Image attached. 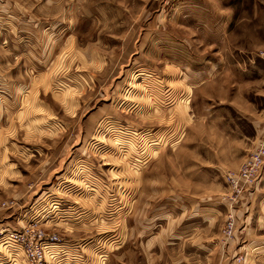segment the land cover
Segmentation results:
<instances>
[{"label":"rangeland","instance_id":"rangeland-1","mask_svg":"<svg viewBox=\"0 0 264 264\" xmlns=\"http://www.w3.org/2000/svg\"><path fill=\"white\" fill-rule=\"evenodd\" d=\"M262 52L264 0H0V264L30 225L42 264H264L226 181Z\"/></svg>","mask_w":264,"mask_h":264},{"label":"crops","instance_id":"crops-1","mask_svg":"<svg viewBox=\"0 0 264 264\" xmlns=\"http://www.w3.org/2000/svg\"><path fill=\"white\" fill-rule=\"evenodd\" d=\"M237 98L238 101L233 106L237 115L232 127L234 140L248 146L250 154L257 141L264 136V109L261 110L256 102L247 100L246 97L237 95ZM243 197H247L248 217L237 225L236 232L239 240L245 238L240 243L244 241L251 244L248 251L250 258L259 260L264 258V166L260 181L248 193H244Z\"/></svg>","mask_w":264,"mask_h":264},{"label":"built area","instance_id":"built-area-1","mask_svg":"<svg viewBox=\"0 0 264 264\" xmlns=\"http://www.w3.org/2000/svg\"><path fill=\"white\" fill-rule=\"evenodd\" d=\"M264 59V52L260 53ZM264 166V137L261 138L253 151L237 173H228L226 181L235 195L243 194L247 188L255 185ZM235 230V223L232 216L228 217L223 235L230 238ZM5 236L18 244L25 260L29 264H42L45 262V255L52 246L58 244L60 239L55 234L45 233L39 228L27 226L19 231L8 232Z\"/></svg>","mask_w":264,"mask_h":264}]
</instances>
